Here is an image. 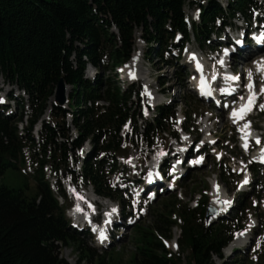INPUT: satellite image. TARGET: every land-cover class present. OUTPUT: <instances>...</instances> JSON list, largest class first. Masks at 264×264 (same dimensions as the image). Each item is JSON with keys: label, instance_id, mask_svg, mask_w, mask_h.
<instances>
[{"label": "trees", "instance_id": "obj_1", "mask_svg": "<svg viewBox=\"0 0 264 264\" xmlns=\"http://www.w3.org/2000/svg\"><path fill=\"white\" fill-rule=\"evenodd\" d=\"M257 1L231 0L226 9L214 0L199 4V22H192L190 30L183 11L187 0H0V75L25 92L31 111L22 135L18 134V120L0 112V178L8 168L17 169L15 162L23 160L24 148H37L35 156H40L30 194L27 181L23 188L0 186V264H69L59 257V245L72 242L81 249L84 234L70 228L65 207L58 203L44 178L43 165L49 164L54 174L71 172L70 151L89 139L94 151L83 162L80 179L97 195L111 198L114 193L106 182L107 174L117 168L115 156L123 154L128 137L152 142L155 135L169 130V118H173L169 106H160L152 122L139 128L137 118L142 115L134 101L139 97L138 89L134 85L119 87L112 75L106 79L96 76L91 82L84 78L86 64L116 75L115 68L131 57L135 30L139 29L150 46L148 60L153 53L160 57L176 33L181 39L179 44H172L174 47L180 48L191 34L203 46L212 33L221 31L217 20L225 24L236 13L248 18ZM59 79L71 86L72 124L77 136L70 140L65 111L52 105L53 125L42 122L36 144L32 128L43 115ZM97 101L104 104L96 105ZM101 154L104 159L99 158ZM106 166L110 167L107 173ZM59 193L65 199L60 189ZM166 198L168 201L154 214L151 227L137 225L133 229L136 249L129 263L182 264L184 256L187 264H214L232 229L240 227L224 222L205 226L206 197L194 209H176L175 194ZM175 210L182 221L178 254L162 242L171 237L176 221L170 215ZM93 250L86 247L85 257L80 256L76 264H82ZM108 250L97 256L95 264H113L112 251Z\"/></svg>", "mask_w": 264, "mask_h": 264}, {"label": "rangeland", "instance_id": "obj_2", "mask_svg": "<svg viewBox=\"0 0 264 264\" xmlns=\"http://www.w3.org/2000/svg\"><path fill=\"white\" fill-rule=\"evenodd\" d=\"M221 2V6L225 7L228 0H219ZM230 1V0H229ZM206 4V2H203ZM264 5V3H262ZM185 13L186 16L190 21L193 20V18H196L198 16V6L197 5H186L185 6ZM225 30V29H224ZM142 31L136 30L135 31V51L136 54L134 56L133 52V60H131V63H129L128 66L133 68L136 72L134 73L135 78L130 79L127 82V78L120 79V77H117L118 79V86L119 87H125L129 83H134L136 86H139L142 91L143 101L142 103H139L138 106H135L142 114L143 116L148 119L149 121L154 116V106L155 104H161L164 101H173V105H171L170 110L174 112L175 119H182V114H187L189 116V120H187V124L191 125L193 123V127L188 128V132L192 133L191 137H197L198 139L204 138L201 121L198 119V115H202V117H208V115L212 116V119H210V128L212 127L213 132H216L217 137H220V142L216 145L217 147L223 148L225 146V140H223L224 136L229 137V124L226 121H221L220 117H217V114L219 112L210 110L205 103L202 102H196L193 98L194 94L190 89V79H189V72L187 73L188 76H186L185 72L190 70V65L187 64V53L189 50H184L183 53H181L180 57L176 59L175 57H172L171 51L163 52L160 57H157L154 55V53L151 55L150 61L147 60L146 55L148 52V46H145V43L141 40ZM211 43H216L214 41ZM217 44V43H216ZM215 44V45H216ZM152 47H155L152 45ZM188 47H192L194 49L198 48V44L195 41L193 37H191V43L188 44ZM206 49V48H204ZM175 53V52H174ZM260 54L256 55L259 56ZM165 61H169L168 64L165 63ZM232 62H236V57L231 58ZM237 71L242 69V65L239 64L236 66ZM121 74L123 72L122 69H119ZM133 71V70H132ZM242 71V70H241ZM101 74V77L107 78V76H111V73L103 72L101 70L98 71ZM179 72L180 74H178ZM118 73V72H116ZM120 75V74H118ZM7 85L2 83V79L0 77V89L2 90V94L6 93L7 91ZM181 87V88H180ZM14 88V87H11ZM70 89H68L67 92H69ZM160 90L163 92H169L167 93V96H164L162 93H160ZM153 91V96L149 97L148 92ZM264 95L261 96L260 102L257 106V108H261L260 105H263ZM102 104V102H100ZM208 112V113H207ZM196 115V116H195ZM67 123H69V119H66ZM258 122L261 123L262 126H264V115L258 117ZM185 123V122H184ZM143 122L138 121V125H142ZM197 124V126L195 125ZM25 125V124H24ZM21 125L18 124V128ZM174 129L177 130V137L179 140H182V138L185 136L181 132H179V125L175 124ZM70 132H74V129L72 126H70ZM169 133H164L161 137H157L156 145L154 146V149L148 150L146 145L144 143H139V140L133 139V143H127L125 144V150H126V158L129 159V163H126L127 160H119L121 168L124 164H126L127 169H121L120 174L113 175L111 178V182L113 186H116L118 189V180L120 178H137L136 173L139 172V169H142V167H146L149 161V158L152 157V151L158 150L160 147H167L172 150L173 147H175L174 142L168 140L167 135ZM202 136V137H201ZM236 140V139H235ZM89 143L86 142L84 144V149H89ZM221 151V150H220ZM223 152L227 153L228 156L240 158L242 156V152L239 151L237 143L235 145L231 144V146H228L227 148L222 150ZM84 154V153H83ZM152 154V155H151ZM207 162L201 166L198 169L191 170L188 173V178L181 182L180 187L172 192V194H176V209L180 206H188V207H194L195 202L201 197V195L206 196L207 198L210 197L211 193V183L217 181L218 187L220 189L225 190L228 189V187L232 186L233 180L239 181L241 178L240 175H236L235 173H232L231 170L227 166L228 158L223 159L220 164L216 163L212 153H207ZM136 160H138V163H142L140 167L137 168L135 173L131 169L133 165L135 164ZM81 165L80 162H78L76 168H78ZM140 165V164H139ZM29 166V163L26 162L24 165L19 166L18 170L13 168H8L3 176L0 178V186L4 185L9 188H23L25 181H27V186L29 194L33 191L34 187V180L32 178L31 172L32 168L29 171L27 168ZM143 167V168H144ZM23 169V172L21 169ZM124 170V171H123ZM29 171V172H28ZM46 174L47 171H46ZM51 174V173H50ZM227 174H231L228 176ZM59 175V174H58ZM52 177V176H51ZM27 179V180H26ZM63 180H60L61 189L64 191H67L68 194H72L73 191L76 190L77 184L74 181H71L69 178H62ZM257 181H262L261 185L263 188L260 187V182L255 183V193L259 195L260 198H264V180L260 177L257 178ZM51 181V180H50ZM73 183V184H72ZM140 185H138L139 187ZM54 192L56 193V185H54ZM77 192V191H75ZM82 192V193H81ZM80 194H84L87 192H93L91 187H87L84 190H81ZM114 198L111 200H105L102 197H98L94 194V197L98 199V201L101 202H108L113 201L117 203L122 209H124V214H130L131 217H133L131 220L134 222L132 226L126 227L124 231V235L120 237V239H114L113 245L111 247H108V251H112V257H113V264H130V260L132 258V255L135 252L136 249V243L134 241V228L138 226H146L151 227L154 223V214L159 212L160 208L162 207V203L167 202L166 195H158L151 203H148L146 206L141 205V209L137 210L135 207V202L131 203V201L126 198V196L123 194V191L120 190L118 192H113ZM79 194V195H80ZM80 195V196H81ZM256 197H251L248 200V204L250 207L249 210L246 211V222L244 223V228L247 230V234L250 236V242L249 247L244 251H239L238 253H232L231 246L232 243L228 244L227 247H225L222 250L221 253V259L214 257V264H223V262H231V264H264V211L260 207H253V201ZM70 202V201H69ZM128 206V208H126ZM170 207V206H169ZM168 211L170 209L167 208ZM177 210H175L174 213L170 215V219L173 221V219L176 221L174 226L171 228V238L167 242V247L172 253H178V248L173 247L172 239L174 236H176V239L179 237V225L181 224L180 219L178 220ZM175 214V216H174ZM253 215V216H250ZM243 216V215H239ZM238 216V217H239ZM254 217L256 218V225L252 227L250 230V220H254ZM217 220V219H215ZM213 220V221H215ZM212 222V221H211ZM217 222V221H215ZM253 222V221H252ZM207 225L208 221L205 222ZM166 225V224H164ZM249 227V228H247ZM247 228V229H246ZM82 246L81 249L76 248L77 243H68L67 246L59 245V257L66 260L69 264H76L78 258L80 256L85 257V248H95L94 243L91 239L88 237H81ZM254 240V243H253ZM256 241V242H255ZM233 242V241H232ZM240 241L235 240L234 243H238ZM107 248V249H108ZM244 248V247H243ZM102 250L96 249L93 250L91 255H87L88 258L82 263V264H95V259L98 255L102 254ZM182 264H187V260L184 256H182Z\"/></svg>", "mask_w": 264, "mask_h": 264}, {"label": "snow or ice", "instance_id": "obj_3", "mask_svg": "<svg viewBox=\"0 0 264 264\" xmlns=\"http://www.w3.org/2000/svg\"><path fill=\"white\" fill-rule=\"evenodd\" d=\"M262 38H264V37H262ZM225 54H227V50H225ZM192 59H195V56H194V55L192 56ZM220 63H223V62L220 61ZM254 63H258V62H254ZM196 67H197V70H198V71H202V66L199 64V62H197ZM257 71H264V67L258 66ZM251 75H252V73H251V71H249L248 76H249V80H250V81H251ZM130 76H131L133 79L135 78V75H134L133 73H130ZM225 79H226V80H238L239 77H237V76H226ZM200 86H201L202 94H205L204 89L206 88V84H205V81H204L203 77L201 78V85H200ZM247 87L249 88V91H250V93H251V89H252V84H251V82L247 85ZM222 91H223V90H222ZM261 92L264 93V87L261 88ZM206 94L210 95L211 92L208 91ZM254 98H255V94H254V93H251L250 96H249V99H248V103H247L246 105H241V108L239 109V111H237V110L234 109L233 112H232V116H233L235 119H242L243 116H244L248 111L251 110V106H252V103L254 102ZM260 107H261L262 110H264V105H260ZM249 126H250V124H246V125H245V127H249ZM257 143H259V138H257ZM245 147H247V145H245ZM262 152H264V149H262ZM163 155H165V153H163V152L158 153V156H163ZM201 159H202V158H201ZM196 162H199V161H196ZM151 175H152V174L149 173V176H151ZM244 182L247 183V178H245V181H244ZM217 187H218V186H217ZM78 198H82V197H78ZM222 203H224V204H228V203H230V202H229V201H223ZM89 207H91V205H89ZM80 210H81V209H79V207H77V211H80ZM116 211H117L116 208H113V209H112V213H115ZM108 215H111V213H108ZM240 235H243V233H241ZM105 238H106V237H105L104 233L101 232V234H100L101 242H103V239H105Z\"/></svg>", "mask_w": 264, "mask_h": 264}, {"label": "bare ground", "instance_id": "obj_4", "mask_svg": "<svg viewBox=\"0 0 264 264\" xmlns=\"http://www.w3.org/2000/svg\"><path fill=\"white\" fill-rule=\"evenodd\" d=\"M255 50H257L256 49V45H254L253 43H248L247 44V46H246V48H244L243 50H237L236 51V53H235V56H237L238 57V60L239 61H242V60H247L246 62L247 63H249L250 62V60H251V58H252V54L255 52ZM254 51V52H253ZM135 54H136V51H134V56H135ZM136 57V56H135ZM133 60V59H132ZM129 63H131V62H128L127 64H126V68H125V72L126 73H128L129 74V70H133V68H131L130 66H128L129 65ZM123 77H125V75L123 76ZM236 82H233V84H235ZM235 88H238V87H235ZM240 88V87H239ZM248 91V94H249V90H247ZM250 95V94H249ZM214 97L216 98V96L214 95ZM203 125H202V127H203V129L205 130V132H208V131H210V123H208V120H203V123H202ZM209 138H211V137H209ZM208 138V139H209ZM245 142V141H244ZM151 163V162H150ZM150 163H149V165H150ZM218 185H217V183H216V181L215 182H213L212 183V190H211V193H210V195L211 196H213V197H217L218 195H220L221 193H223V190H220L219 189V187H217ZM87 195H85V196H90V194H89V192H87L86 193ZM109 202H103L102 204L103 205H106V204H108ZM105 210H108L107 208H105ZM108 211H106V213H107ZM242 238V237H241ZM175 241H176V236H174L173 237V239H172V244L174 245L175 244Z\"/></svg>", "mask_w": 264, "mask_h": 264}, {"label": "water", "instance_id": "obj_5", "mask_svg": "<svg viewBox=\"0 0 264 264\" xmlns=\"http://www.w3.org/2000/svg\"><path fill=\"white\" fill-rule=\"evenodd\" d=\"M54 99L59 104H62L65 101V83H64L63 79H59V81L56 85ZM208 216H209V214L206 215V217H208Z\"/></svg>", "mask_w": 264, "mask_h": 264}]
</instances>
